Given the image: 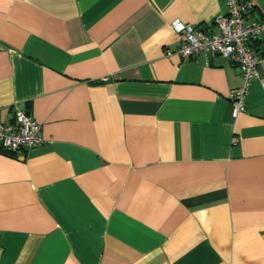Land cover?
Here are the masks:
<instances>
[{"label": "crops", "instance_id": "crops-1", "mask_svg": "<svg viewBox=\"0 0 264 264\" xmlns=\"http://www.w3.org/2000/svg\"><path fill=\"white\" fill-rule=\"evenodd\" d=\"M227 11L0 0V122L21 110L42 138L0 152V264H264V42L234 114L239 67L181 57L171 26Z\"/></svg>", "mask_w": 264, "mask_h": 264}, {"label": "built area", "instance_id": "built-area-1", "mask_svg": "<svg viewBox=\"0 0 264 264\" xmlns=\"http://www.w3.org/2000/svg\"><path fill=\"white\" fill-rule=\"evenodd\" d=\"M253 9L251 0H228L227 13L214 19L216 31L179 20L171 23L181 38V44L175 50L181 57L202 54L208 61L214 55H221L239 67L242 86L229 95L234 114L243 109L244 97L251 80L258 75L261 62L256 46L264 40V17L253 18ZM40 128L41 125L31 116L16 110L14 123L0 122V152L22 153L41 143Z\"/></svg>", "mask_w": 264, "mask_h": 264}, {"label": "trees", "instance_id": "trees-1", "mask_svg": "<svg viewBox=\"0 0 264 264\" xmlns=\"http://www.w3.org/2000/svg\"><path fill=\"white\" fill-rule=\"evenodd\" d=\"M263 42H264V40H263ZM263 42H262V43H263ZM262 43H260V44H262ZM260 44H258V45L256 46L258 51H259V45H260Z\"/></svg>", "mask_w": 264, "mask_h": 264}]
</instances>
